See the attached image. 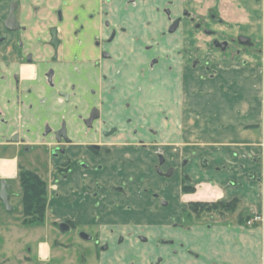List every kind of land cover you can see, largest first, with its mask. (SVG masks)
Segmentation results:
<instances>
[{"label":"flooded vegetation","instance_id":"flooded-vegetation-1","mask_svg":"<svg viewBox=\"0 0 264 264\" xmlns=\"http://www.w3.org/2000/svg\"><path fill=\"white\" fill-rule=\"evenodd\" d=\"M176 1L0 0V190H5L11 199V181L14 179L23 191L19 177L21 168L41 177L40 167L33 168L27 163V160L33 161L39 151H44L48 159L52 155L66 157L62 162L64 166L60 165L55 171L60 177H71L67 205L72 216L69 221L59 222L58 228L65 232L80 227V238L95 243L94 248L101 254L103 264H112L111 256L127 241L125 235L110 228L111 237L104 240L100 234L98 237L87 231L86 224L80 222L78 216L95 218L96 222L99 218H118L108 215L110 207L101 215L97 211L87 215L86 210L99 209L110 194H125L123 184H104L101 181L104 174L109 179L117 176L122 179L126 174L127 179H135V166L156 146L152 134L156 130L151 126L141 128L143 110L140 100L149 97L152 101L162 96L166 107L184 108L183 94L179 92L182 88L176 72H171L172 64L164 68L161 65L163 58L152 56L163 43L169 44L175 32L183 31L182 27L186 25L183 17L200 19L193 16L182 2ZM130 12L136 22L143 17L141 22L136 25L126 22ZM147 12L151 15L147 16ZM211 15L215 18V14ZM125 35L131 36L130 43V40L123 39ZM241 36L237 37L240 44H252L251 40H240ZM222 43H226L225 49ZM214 44L222 50L230 45L228 40H215ZM150 47L152 53L147 52ZM198 64V60L193 63L194 66ZM148 70H152L153 76ZM28 75L32 77L28 78ZM30 79L34 81L28 82ZM43 86L47 87L50 96L37 98L34 93L42 92ZM188 90L185 92L187 97L192 92ZM177 91L179 98L176 97ZM226 93L223 98L228 100L229 92ZM149 100L145 105L156 106L161 102ZM53 101L56 106L59 102L73 104L71 125L67 115L53 109ZM175 113L163 116V110L157 108L151 117L155 122L152 125L157 127L162 119L175 121ZM91 116L96 117L88 124ZM110 131L113 132L108 135ZM53 136L56 145L51 147ZM30 139L34 142H29ZM83 140L87 142L81 144ZM151 153L154 155L155 149ZM14 158L19 160L18 173L15 177H7L5 175L14 171L11 163ZM165 162L166 158L159 155L160 166L156 170L160 175L172 178V167L162 169ZM186 163L184 161L182 166ZM130 166L135 167L132 172H129ZM65 167H68L67 172L62 170ZM188 183L184 185L189 186ZM144 190L148 191L147 188ZM54 191L60 195V190ZM158 195L154 192L153 197L158 198ZM190 201L182 218H193V212L200 218L205 207L210 206L199 200ZM217 201L225 205L209 208L210 211H231L230 200ZM161 204L166 207L168 203L161 200ZM64 223L69 226L68 230L61 228ZM153 238L144 232L134 236L137 247L122 248L127 251L126 264H165L168 258L173 259L182 253L199 258L195 248H189L187 243L178 241L173 235ZM142 250L145 252L141 256Z\"/></svg>","mask_w":264,"mask_h":264},{"label":"rangeland","instance_id":"rangeland-1","mask_svg":"<svg viewBox=\"0 0 264 264\" xmlns=\"http://www.w3.org/2000/svg\"><path fill=\"white\" fill-rule=\"evenodd\" d=\"M176 2H182L193 16H199L200 19L183 17L187 26L183 25L181 32L178 30L180 35L176 36L178 32H175L169 44L163 43V46L158 47L152 56L159 55V58H163L161 65L165 66L164 68L172 64L171 72H176L175 75L182 88L179 92L183 94L184 108L181 107L179 110L174 106L166 107V101L162 96L155 99L161 100L156 106L145 105L149 97L140 100L143 110L141 128L147 129L151 126L156 130L152 132L156 139V146L155 148L151 146L145 159L135 166V179H127V174L122 179L119 176L109 179L107 174H104L105 178L101 179L104 184H123L126 186L125 194H110L104 199L105 205L94 209L95 211L86 210L87 215L88 212L96 211L101 215L110 207L108 215L118 218H99L96 222L95 218L78 216V220L86 224L87 227L84 228L87 231L98 237L100 234L104 240L111 237L110 228L125 235L127 241L114 253V256H111L112 264L127 263L126 249L137 247L134 236L140 232H144L150 238L154 237L155 240L158 236L173 235L178 241L187 243L189 248L192 246L198 248V245L204 241L200 239L203 230L212 228L228 230L230 227V232L237 228L238 231L246 233L249 229L264 225V212L248 206L245 200L246 157L243 145L235 144L233 141L239 135L242 137L238 138L243 139L246 126H244L242 110L249 98L250 76H253L254 86L257 88L264 86V36L250 29L244 20L245 15L240 16L241 18L236 21L233 19L234 15L227 12L221 16L213 6L210 10H206L207 5L213 0H177ZM186 3L189 6L185 5ZM212 13L215 14V18L212 17ZM241 35L249 37L252 44H240L237 37ZM123 39L130 40L128 41L130 43L132 38L130 35H125ZM215 40L220 42L228 40L230 45L226 50H222L215 46ZM152 50L153 48L150 47L147 52L152 53ZM197 60L199 64L194 66L193 63ZM108 65L110 66V63ZM148 71L153 76L152 70ZM229 87L228 100H225L223 96ZM187 89H189L188 92L192 90L188 93V97L185 94ZM257 90H254V93ZM176 97L179 98L178 91ZM152 101L149 100V102ZM225 101L227 103H224ZM157 108L163 110V116L165 113L170 114L176 111L175 121L162 119L157 127L152 125L154 121L151 117L156 113ZM227 108H231L229 113L223 110ZM225 118H232L241 125L231 127L222 125ZM112 132L110 131L108 135ZM228 138L231 142L224 143L223 140L228 141ZM50 141L52 142L50 146L54 147L55 137L53 136V140ZM158 144L161 146L159 147ZM153 149L156 152L154 155L151 153ZM159 155L166 158L162 166L163 170L168 167L174 169L172 178L157 172L156 168L160 166ZM46 156L44 151H39L33 157V161L27 160L28 166L40 167L41 178L47 185L46 219L43 223L24 222L26 217L22 204V191L19 183L12 179L10 204L14 209L7 211L0 201V264H103L101 254L94 248L95 243L80 238V227L71 228L65 232L59 230L58 223L69 221L72 214L56 206L59 203L54 204L52 201L55 197L54 190L61 191L60 184L62 187L65 186L67 195L64 197L69 198V183L72 180H70L71 177L58 176L55 171L57 167L63 165L62 162L67 159L66 157L55 158L52 155L48 159ZM184 161H187L186 166H182ZM68 167L62 170L67 172ZM135 167L130 166L128 171L132 172ZM108 171L111 172V169ZM223 181L224 187L221 185ZM186 182H189V186L184 185ZM145 188L148 191H145ZM154 192L159 193L158 198L153 197ZM161 200L167 201L166 207L161 204ZM190 200L210 204L209 208L215 207L214 203L218 202L217 200H230L235 204V208L232 209L231 205V211L223 213L210 211L205 207L206 210L202 216H199L200 218H197L196 212H193V218H182L185 216ZM213 215L215 218H211ZM187 230H192L194 235L193 233L185 234ZM198 249L195 250L199 252L200 249ZM260 250L262 251V248ZM144 252L145 250H142L139 254L142 256ZM224 253L229 254L230 251L217 254V259L224 258L226 256ZM182 254L173 259L168 258L165 264L177 262L228 264L225 261L207 262L187 253ZM260 259V255L258 259L254 258L253 264H260ZM249 263L252 264V261Z\"/></svg>","mask_w":264,"mask_h":264},{"label":"crops","instance_id":"crops-1","mask_svg":"<svg viewBox=\"0 0 264 264\" xmlns=\"http://www.w3.org/2000/svg\"><path fill=\"white\" fill-rule=\"evenodd\" d=\"M185 5L189 6L187 3ZM212 6L221 14V16L223 13L226 12L227 14H230L232 16L234 15L235 18L233 19H235L236 21L241 18L240 16L245 15L244 20H246L245 22L248 26H250V29L258 33V35L262 34L264 36V0H213V2L207 5L205 9L210 10V7ZM107 7L110 10H113V7L111 5H108ZM128 14L130 15L126 16L125 21L131 23L132 25L140 23L143 18H140V20H137L136 22L134 16H132L134 15L133 12H130ZM146 14L147 16L151 15L148 12ZM251 74L252 73H250V75ZM31 77V75H28V78ZM33 81V79L28 80V82ZM43 89L44 90L42 92L36 91L34 93L37 95V98H40L41 96H50L47 93V87L43 86ZM229 89L230 87L227 90L228 92ZM256 89L258 90L254 93V90ZM248 90H250L249 98L245 102L244 108L242 110L244 112L243 116L245 119L244 126H246L243 132V139L238 138L240 135L238 136V134L235 132L238 137L236 136L237 138H235L233 141L235 144L239 143V145H243L245 153L244 156L246 157V161L244 163L246 173V181L244 188L245 200L248 203V206L264 212V86H262L261 88H257V86H254L253 76L251 75L250 82L248 83ZM53 104V109L55 111H59V113H64L65 115H67V119L71 125L73 122V104H61V102H59L56 106L55 101H53ZM49 106H52V104H49ZM49 106L43 109L44 112L47 111V108ZM223 110L228 111L229 113L231 111V108ZM44 117H47L45 113ZM224 124L227 127L241 125V123L234 121V119L232 118H225V122L222 125ZM227 136L228 135H226V137ZM28 141L34 142V139H30ZM223 141L224 143L231 142L229 138L228 141ZM86 142L87 140H83L81 144H84ZM75 150L76 149H74L73 151ZM82 150L83 145L80 148V151ZM18 161L19 160L17 158L11 160V163L14 165V171L10 175L5 176L15 177L17 175ZM221 185L224 187L225 182L223 181ZM60 186V195L57 196L55 193V197L52 201L54 202V204L59 203L56 204V206H60L62 207V209L64 208L65 211L71 213L70 206L67 205L68 198L64 197L67 195V189L65 186L62 187L61 184ZM68 192L70 193V190ZM221 193L225 195L224 192ZM230 229V227L228 228V230H216L215 228H212L211 230L208 229L201 231L202 233L200 234V239L202 238V240H204L202 241L201 245H198V248L201 251L198 248L192 246L193 248L199 250V258L203 261H210L213 263L225 261L230 264H250L249 261H252L253 264V259H258L260 255L261 259L259 260V262L260 264H264V225L257 228L249 229L246 233L238 231L237 228L235 231H233V233L230 232ZM237 233H239L240 235H238ZM185 234L194 235V232H192V230H187V233ZM261 248L262 251L260 250ZM224 251H230V253H224L226 254L224 258L217 259L216 255ZM175 264L182 263L177 262Z\"/></svg>","mask_w":264,"mask_h":264},{"label":"trees","instance_id":"trees-1","mask_svg":"<svg viewBox=\"0 0 264 264\" xmlns=\"http://www.w3.org/2000/svg\"><path fill=\"white\" fill-rule=\"evenodd\" d=\"M20 180L22 185V204L24 210L25 223H43L45 221V210L47 206V185L46 182L35 172L21 168ZM233 202V201H232ZM232 209L235 208L234 203ZM205 206L210 204H205ZM217 205L224 206V202L214 203ZM213 205V204H212Z\"/></svg>","mask_w":264,"mask_h":264},{"label":"water","instance_id":"water-1","mask_svg":"<svg viewBox=\"0 0 264 264\" xmlns=\"http://www.w3.org/2000/svg\"><path fill=\"white\" fill-rule=\"evenodd\" d=\"M240 40L250 41V39L248 37H245V36H241ZM221 46H222L223 49H225L226 43H222ZM94 117H96V116H91V118L87 121V123L90 124ZM0 200L5 205V208H6L7 211L10 212V211H12L14 209L12 207V205L10 204V196L3 189L0 190ZM61 228L63 230H68L69 226L64 223V224H61ZM83 234H84L85 237L90 238V236H88L86 233H83Z\"/></svg>","mask_w":264,"mask_h":264},{"label":"bare ground","instance_id":"bare-ground-1","mask_svg":"<svg viewBox=\"0 0 264 264\" xmlns=\"http://www.w3.org/2000/svg\"><path fill=\"white\" fill-rule=\"evenodd\" d=\"M5 170V169H4Z\"/></svg>","mask_w":264,"mask_h":264}]
</instances>
